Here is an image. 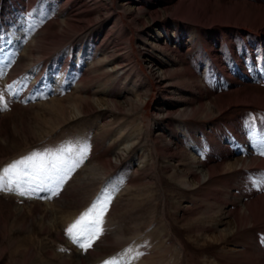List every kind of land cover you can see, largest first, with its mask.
<instances>
[{"label": "rangeland", "instance_id": "374dc122", "mask_svg": "<svg viewBox=\"0 0 264 264\" xmlns=\"http://www.w3.org/2000/svg\"><path fill=\"white\" fill-rule=\"evenodd\" d=\"M93 1L84 0L89 18L77 17L78 4L68 9L74 13L66 24L45 8L55 0H0V264H254L258 239L234 231L229 211L242 204V193L264 194L258 190L264 169L247 170V180H229L218 169L208 177L196 171L199 155H192L190 140L212 150L209 165L226 148H234L231 159L241 157L238 144L248 128L263 149L264 131L255 130L264 109L181 116L196 85L177 81L169 70L160 81L158 72L164 64L177 68L171 61L176 55L202 88L215 76L230 91L264 89V23L254 29L224 17L204 27L177 20L179 10L164 11L160 0L136 9L128 0H101L100 12ZM226 1L264 12V0ZM153 9L158 15L148 18ZM31 11L44 21L39 28ZM50 34L53 39L45 40ZM237 117L246 131L234 134L224 125ZM22 158L25 163L5 176L3 170ZM17 171L30 175L9 190ZM59 177L66 178L57 182ZM90 208L103 216L99 235L85 249L79 243L92 233L74 243L65 230Z\"/></svg>", "mask_w": 264, "mask_h": 264}, {"label": "bare ground", "instance_id": "6f19581e", "mask_svg": "<svg viewBox=\"0 0 264 264\" xmlns=\"http://www.w3.org/2000/svg\"><path fill=\"white\" fill-rule=\"evenodd\" d=\"M132 1L133 0H131V1L128 0L126 2V4L127 3L134 4L135 9L143 7L142 4L144 2H146V0H134L133 2ZM34 2H33V4H34ZM47 4L48 5L45 6L46 10H50V11H54V12L57 11L59 18H60L59 20L66 23V24L70 23L69 18H70L71 14L69 12L71 10L68 11V9L69 8L71 9V7L77 6L78 4H79L77 7L78 11H75V12H78V13H76L77 17H79L81 14L84 13V15H81V16H83L84 18H87L90 14V12H88V10L86 9L87 4L84 2V0H74V1L73 0H55L54 5L52 4L51 6H49V3H47ZM93 4H94L95 12L96 11L100 12L101 8L105 9V6H103L104 3L101 2V0H95V1H93ZM160 4H161V7L164 11L171 12V11L179 10L178 11L179 13L177 14V20H183V19L193 20V21H196L198 24H201L204 27L211 25L215 22L219 23L222 20H224L223 19L224 17H229L230 19H232V20H230L228 18L229 21H231L233 23H236V24L241 25V26L251 27L254 29H258V24L264 23V12H261L263 9L257 10L256 7H258V6L254 5V3H251L254 6H256L253 9H249L247 7H244L240 3H234L233 2V4H230L226 0H201V1H198V0H160ZM25 6H24V8H25ZM32 6H34V5H32ZM71 12L74 13L73 11H71ZM18 13H20V12H18ZM37 13L32 12V14L34 15L32 18V24L34 25L35 28H39L40 25L42 24V22H44L42 17H39V15H37ZM47 13H50V12H47ZM147 14H148V18L149 17L156 18V16L158 15V10L157 9L150 10L147 12ZM138 21L140 23H144L143 18H138ZM76 25L80 26V25H82V23L80 22V24L77 23ZM232 28L234 29V27H232ZM163 30L165 33H168V29L164 28ZM50 35L44 37V39L46 38L48 41L52 40L54 35H51V36ZM160 36L165 37L162 34ZM107 39H108V37H106V35H105L103 41H107ZM157 40H159V39H157ZM124 42L128 43V40L124 39ZM177 42H178V40H177ZM91 43L95 44L96 41L91 40ZM178 43L180 44V42H178ZM107 46H108V48H110L109 45L106 43V47ZM112 46L114 48H117L118 44L115 43V44H112ZM157 46H159V45H157ZM161 48L165 51V53H168V52L170 53V51H171L170 47H168L167 45L166 46L163 45V46H161ZM92 50H91V52H92ZM40 52H42V50H40ZM91 52H90V56L88 55L89 59H93L92 57H94ZM127 55H128L127 56L128 58L130 57L129 58L130 60H132V57H134V56H132L131 53H129ZM77 56L81 57L82 53L80 55H77ZM149 57L151 59H155V58H153V56L151 54L149 55ZM171 61L174 62L172 64V66L178 64L177 68L168 69L169 66H166V64H164V69H160L158 72L159 80L165 81L166 78L169 77V76H167V75H169L167 70H169L170 75H172L174 78H177L178 79L177 81L184 82L188 85L189 84H195L196 88H197L196 94L192 95V97L190 99V100H192V103L189 102V104H188L189 108L188 107H187V109L183 108L184 112L181 116H188V117L192 118L194 115H196L201 119L206 118V117L209 118V117H214V116H217L218 114H221L222 111L227 110L230 107H239V106H242V107L256 106V107H259L261 109H264V89L257 88L255 85H252L251 89L250 88H239V89H235L233 91H230L231 89L229 90L228 87L221 86L220 82L218 81V79L215 78V76L213 78H212V76H208V81L209 82L211 81L212 85L209 86V83H207L202 88L199 85V82H201V81H199V79L194 78L193 70L191 69V66H189V64L185 65V63H184L185 58H181V57H178L175 55L174 60H171ZM159 64L162 65V63H160V62H159ZM117 66H119V64H117L116 67L113 69L117 70L118 68H120ZM70 68L71 69L74 68L75 70L79 71V68H76L74 66H71ZM238 68L239 67L234 68L233 70L237 71ZM205 69H206V72H209L211 70L210 65L209 66L206 65ZM224 69L226 70L225 67H223L222 70H224ZM255 73H257V71ZM210 74H211V72H210ZM251 78H253V77H251ZM254 78H255V75H254ZM253 81L257 82L258 80H253ZM209 87L212 88L213 90L209 91ZM241 115L243 116L244 114L242 113ZM259 120L257 119V123H261V124L258 125V131L255 130L256 135H258L259 133L262 132L261 129L264 131V128H263L264 116L262 119H259ZM244 124L245 123L242 121V118L239 119L237 117V118H234L232 121H227L225 123L224 127H225V129H228L229 132L235 134V132L241 133V132L246 131V130H244ZM185 126H187V125H185ZM247 130H248V133H247V131H246V133L248 135L245 133L241 137V142L238 144L239 147L241 148L240 152H241L242 156L231 159L230 156H232L234 154V151H233L234 148H232V147H230V149L226 148V150H224V151L220 150L221 151L219 154L220 160L213 165H209V163H208V161L210 160V157H211L209 153L212 150L210 151L208 149L207 144L202 145L198 141H196V139L192 138L190 140L192 151H193L192 155H195V156L199 155V158L197 160H194V164L196 165L195 166L196 171L198 170V171H200V173L205 171L207 173L208 177H212L213 175L216 174L215 169L216 170L218 169L219 171L225 172L227 177L230 175L229 180L233 179V178H235L237 180H238V178L240 180L241 179L247 180L251 177V174H252V173L248 174L247 170H250L253 167H259L261 169H264V148L262 149V147H261V149H259L258 142H257L258 140L255 141L256 138L255 139L253 138L254 131L251 130L250 128H248ZM224 132L222 133L223 135H227V136L229 135V134L224 133ZM229 137H230V135H229ZM232 137H233V135H232ZM230 139H231V137H230ZM237 139H238V137H237ZM255 142H257V143H255ZM263 142H264V140H263ZM213 143L214 144L212 147H214V149H217V151H218L220 148L218 141L214 140ZM236 145L234 144L235 147H236ZM238 145H237V147H238ZM230 146H231V144H230ZM217 153H219V152H217ZM254 153H256V154H254ZM246 155H247V157H245ZM195 159H196V157H195ZM230 159L232 161H230ZM246 172H247V174H246ZM259 174L262 175V174H264V172L262 171V174L261 173H259ZM255 175H257V173L253 174V176H255ZM259 179H260V177H258V176L253 178V180H256V181H258ZM254 183H256V182H253L252 184L254 185ZM261 189H264V183L260 187H258V190H261ZM233 195H234V197L238 196L236 194H233ZM240 196H241V198L243 197L241 199L242 204L239 206H235L233 203L231 205V208L229 211L230 218L233 220V225H234L233 230L236 231L238 234L240 232L245 231L242 233V235L244 234V236H246V237L247 236H249V237L254 236L255 237V238L253 237L254 239H258V260L255 261L254 264H264V194L259 195L257 197H253V198L251 197V195H249L247 193H242ZM236 204H237V202H236ZM255 231L257 232V235H256ZM250 233H251V235H250ZM250 258H252V257L250 256ZM244 263H246V262L244 261ZM222 264H225V263L222 262Z\"/></svg>", "mask_w": 264, "mask_h": 264}, {"label": "snow or ice", "instance_id": "6c2138e0", "mask_svg": "<svg viewBox=\"0 0 264 264\" xmlns=\"http://www.w3.org/2000/svg\"><path fill=\"white\" fill-rule=\"evenodd\" d=\"M10 87V86H9ZM25 163V159L22 158L20 161H16L13 162L12 165L7 166L3 171L5 173V176H7L10 172L11 169H16L17 166L19 164H24ZM52 170L59 172L60 169L57 167L56 164H52L51 166ZM41 171H43V166H41ZM14 175H16L17 180L13 181L11 179H9L8 181V188L9 190L12 189V185L13 183L17 184V187L19 188V178L21 176L27 177L30 175V173H28L27 171L24 172H20L17 171L14 173ZM38 176H34L33 179H38ZM66 178V177H59L57 182H62V180ZM45 179H49L51 180L52 177L50 176H46ZM3 180L4 177H0V190H3L4 184H3ZM20 195H24L25 194V190L23 188H20L19 191ZM57 192L56 191H52V195H56ZM110 199V197L108 198ZM93 213V209H89L88 212L82 214L73 224H71L66 230V234L68 236H70V238L73 240L74 243L80 241V239L82 237H85L88 235V233H92V238L88 239L87 242H80L79 246L81 248H87V247H91L92 244V240H94L96 238V236L99 235L100 232V223H101V219L103 216V211H99L97 212L95 215L92 214Z\"/></svg>", "mask_w": 264, "mask_h": 264}]
</instances>
